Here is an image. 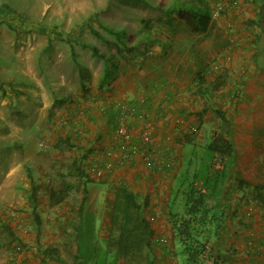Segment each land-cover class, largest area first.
<instances>
[{"label": "crops", "instance_id": "0c3cea01", "mask_svg": "<svg viewBox=\"0 0 264 264\" xmlns=\"http://www.w3.org/2000/svg\"><path fill=\"white\" fill-rule=\"evenodd\" d=\"M127 1L152 6L146 0ZM253 1L225 2L226 12L212 16L207 30L196 34L178 19L177 13L161 12L155 7L158 10L155 18L159 19L153 20L149 26L153 40L138 43L128 54L134 60L125 61L121 71L112 72V78L108 79L103 89L98 88L97 77L92 79L89 91L85 93L77 91L56 98V101H49L48 98L49 104L62 105L59 107V119H62L63 125L59 124L57 132L63 131L61 135L76 146L72 148L80 154L79 161L85 162L87 167L82 173L90 175L89 169L93 167L90 164L96 163L102 166L103 171L100 187L108 186L105 187V201L101 203V193L99 201L87 202L86 198L83 215L66 219L69 225L64 227L66 238L61 242L59 238L58 241L67 245H55L62 258L67 253L70 257L77 256L74 264H93L90 259L98 251L102 256H111L104 255L102 250L109 253L115 251V246L107 242L110 235L117 234H111L113 188L123 185L147 200L143 216L153 232L149 248L142 245L134 249L132 255L148 257L149 260L152 257V262L147 264H178L168 209L173 200L172 190L188 159L189 146L185 143L184 134L191 130L194 123L197 124L193 128L199 127L207 111L212 110L215 115L214 109H218L229 121L227 128L233 157L225 185L213 209L221 216L214 239L219 249L215 251L223 260L222 264H264V194L263 200H259L254 191V185L264 184V66L254 58L259 51V42L264 43V33L258 27L255 39H250L249 27L244 25V22L258 23L261 12L259 5ZM53 3L49 4L52 11ZM168 3L169 0H158L155 5L166 7ZM228 20L235 23L233 29L227 28ZM127 26V22H121L120 29L125 30ZM40 27L45 31H41ZM82 27L80 25L79 29ZM38 29L46 33L48 39L52 34L58 39H65L57 24L48 26L41 23ZM106 38L109 39L108 36ZM140 56H143L142 59ZM221 73H226L225 85L212 92L210 82ZM63 84L56 85V82L46 80L41 87L32 90L41 89L46 101L47 91L51 89L53 92L52 89ZM89 94L95 97V101L88 102L85 96ZM122 97L137 105L139 111L146 112L143 118L128 117V130L133 139L144 132L153 136L155 146L150 166H146L139 155L128 159L121 156L114 134L111 105ZM188 106L195 112L203 110L201 122L195 113H190L192 110ZM217 118L218 128L212 134L223 127L220 118ZM239 180L246 184H239ZM88 182L85 180L86 184L82 183L81 187L86 189L85 195L87 188L94 189L95 196L99 189L92 185L96 183ZM100 203L104 208L102 211ZM69 246L72 247L69 249ZM31 255L30 251L19 254L15 264H64L56 260L41 261ZM85 259H88L87 263ZM140 262L146 263L145 260Z\"/></svg>", "mask_w": 264, "mask_h": 264}, {"label": "rangeland", "instance_id": "374dc122", "mask_svg": "<svg viewBox=\"0 0 264 264\" xmlns=\"http://www.w3.org/2000/svg\"><path fill=\"white\" fill-rule=\"evenodd\" d=\"M146 1L152 3V6L127 0H0V264L15 262L19 254L28 251L32 252L31 257L38 259L40 258L38 249L45 246H55L57 243L66 246L65 242L60 243L66 238L64 227H69L66 219L79 215L78 205L84 187L81 185L86 184L85 180L89 181L88 184L96 183L92 185L99 189L94 196L95 190L87 188V202L99 201L100 193L103 194L101 203L106 200L105 187L108 186L100 187L103 175L97 177L94 173L95 169H100L103 174L102 166L89 163L93 166L89 169L91 174L86 173L87 175L79 178L78 171L84 173L87 169L85 162L79 161L80 154L74 148L63 146L62 142H59L64 138L61 135L64 134L63 131L57 132L59 124L63 125L62 119H59L61 114L59 107L62 105L57 106L54 102L55 105H52L47 100L49 98V101L51 99L56 101V98L77 91L85 93L89 91L88 85L92 79L98 77L99 80L103 60L92 55L90 48L83 45L85 42L93 43L100 52L111 56L109 63L117 62L115 68L109 65L111 73L121 71L125 61L134 60L128 57L123 46L119 47L112 41L107 43L105 39L95 37L89 28L79 27L90 23L100 34L108 36V40H114V35L98 27V20L112 24L115 28H120L121 22H127L129 26L125 30L131 34L135 28L140 27V18L156 20L155 14L158 10L155 4L158 0ZM225 2L230 4V0H211L212 14L217 11L215 15L213 14L214 17L226 12ZM258 2H260L258 9L264 11V0ZM52 3L54 11L49 5ZM258 17L257 24L244 22V25L249 27L250 39H255L258 27L264 33V12ZM41 23L48 26L57 24L65 39H58L53 34L51 39H48L46 33L38 29ZM226 23L227 28L233 29L235 25L233 20ZM127 39L129 44H133L138 40V35L131 34ZM117 48L121 49L120 53ZM124 54L126 57H123ZM141 57L143 56H140V59ZM254 58L258 64L264 66L262 41L259 42V51ZM112 76L113 73L110 77ZM46 80L56 82V85L64 83L52 89L53 92L51 89L47 91L48 105L41 94V89L37 88L35 92L32 90L34 87H41ZM54 91H57L56 94ZM85 98L88 102L95 101L92 94ZM196 104L199 105L198 102ZM188 107L189 110H193ZM186 115L189 116V112H186ZM196 124H192V128ZM218 124V118L209 110L199 127L190 128L191 130L186 132L194 134L193 142L199 146L206 142L212 131L218 128ZM28 174H31L32 182ZM64 184L70 187L66 197L59 204L48 206L49 189ZM32 194L37 206L36 211L40 216L39 225L27 215L31 207ZM177 197L172 203L182 202L181 198ZM101 203L100 211L104 210ZM5 226L25 242L26 246L17 248V241L12 239ZM214 239L215 237L212 238ZM213 242L218 251L217 240ZM175 245L178 264H181L183 258L181 246L177 240ZM55 247L59 252V248ZM70 247L72 246H69V249ZM102 252L106 256L111 254L108 259H115L114 252L109 253L107 250ZM97 254L100 255V252ZM64 258L68 261L71 259L67 253ZM87 260L84 262L87 263ZM90 260H93V264H101L99 258ZM152 260L151 257L149 261ZM121 262L122 260L118 258L113 264H122ZM147 262L148 260L145 264Z\"/></svg>", "mask_w": 264, "mask_h": 264}, {"label": "trees", "instance_id": "16d2710c", "mask_svg": "<svg viewBox=\"0 0 264 264\" xmlns=\"http://www.w3.org/2000/svg\"><path fill=\"white\" fill-rule=\"evenodd\" d=\"M254 2L260 5L258 0ZM211 0H169L166 7L156 6L161 12H175L189 31L193 34L204 32L210 26L212 21ZM262 11V12H261ZM263 13V9H260ZM159 18H156V20ZM152 18H140L141 25L134 30V34L138 35V40L133 44L127 42V38L131 36L123 28H114L105 26L101 21H98V26L104 29L107 33L114 35V40H107L105 36L100 34L96 28L90 23L83 24L84 27L100 38H104L109 42H114L116 45L123 46L125 53H131L138 43H147L153 40L150 32V24ZM89 22H91L89 20ZM41 31H45L40 27ZM132 33V34H133ZM84 46L90 48L92 55H96L103 60V68L98 80V88L103 89L107 84L108 79L112 75L111 67H117V62L109 63L111 56L104 54L92 43H83ZM121 52L120 48H117ZM123 57H126L125 54ZM109 63V64H108ZM226 82V73L219 74L210 82L212 92H217L222 89ZM202 111L195 113L202 121ZM215 115L220 118L223 127L219 131L214 132L209 136L206 142L202 145H196L193 142L194 134L185 133V143L189 146L188 159L184 163V168L179 174L176 187L172 190L173 200L176 196L181 198L182 202L175 204L171 202L168 209V221L172 235L181 246L182 263L181 264H222L223 260L216 254L213 237H216L221 216L214 212V207L217 205L219 195L225 185L228 170L232 163L233 147L229 137V129L227 128L229 121L224 113L218 109H214ZM178 141H181L178 139ZM63 146L76 147L70 143L68 138H63ZM84 174L78 171L79 178ZM29 179L33 180L31 174H28ZM239 184H246L245 181L239 180ZM70 187L67 184L58 188H50L47 194V205L52 207L59 204L68 194ZM256 197L263 200L264 184L254 185ZM83 195L78 205V214L83 215V204L87 198L85 195L86 189H82ZM177 194V195H176ZM176 195V196H175ZM172 200V201H173ZM147 206V200L139 196L138 193L127 189L123 185H116L113 188V198L111 207V234L108 243L115 246V259L95 253L101 264H113L117 259H121L123 264H131L132 262H140L149 258L134 257V249L144 245L147 249L150 246V239L153 232L146 218L143 216V210ZM37 206L34 194L31 196V207L27 211V215L36 225L40 224V216L36 211ZM84 215H87L84 214ZM80 226V225H79ZM10 232V228L5 226ZM12 239L17 241V248L26 246L12 232ZM34 246H31L33 248ZM40 260H56L64 264H74L77 256L71 257L69 263L59 255L58 249L55 246H45L38 249ZM81 249H79V252ZM8 264H15L11 261Z\"/></svg>", "mask_w": 264, "mask_h": 264}, {"label": "built area", "instance_id": "2783aa9c", "mask_svg": "<svg viewBox=\"0 0 264 264\" xmlns=\"http://www.w3.org/2000/svg\"><path fill=\"white\" fill-rule=\"evenodd\" d=\"M217 11H214V15ZM212 14V16H214ZM142 58V57H141ZM112 119L114 134L117 140L121 156L128 159L133 155H139L146 166L153 164L152 155L154 153L155 141L151 134L141 133L137 139H133L128 130V117L135 116L143 118L146 112L139 111L137 105L130 103L125 98L116 99L112 105ZM94 173L102 175L100 169H95Z\"/></svg>", "mask_w": 264, "mask_h": 264}]
</instances>
